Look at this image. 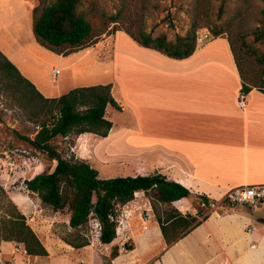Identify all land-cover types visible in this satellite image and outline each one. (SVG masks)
Instances as JSON below:
<instances>
[{
	"label": "crops",
	"instance_id": "1",
	"mask_svg": "<svg viewBox=\"0 0 264 264\" xmlns=\"http://www.w3.org/2000/svg\"><path fill=\"white\" fill-rule=\"evenodd\" d=\"M28 8L26 0H0V50L27 79L16 56ZM132 43L114 47L110 57L98 63L105 74L110 69L113 77L106 84H112L122 107L121 111L107 109L106 117L113 124L109 135L79 137L82 158L99 177L161 174L191 192L175 206L187 204L193 196L220 202L232 188L264 184V94L254 89L245 107L238 106L242 80L227 38L199 42L194 54L183 60ZM70 55L62 57L73 66L77 57ZM124 209L131 215L127 225L138 209L149 215L151 226L137 239L140 254L151 253L138 262L158 253L160 264H264V236L256 230L262 218L255 211L239 207L224 214L212 212L200 226L168 246L144 192H137ZM250 223L255 230L247 232ZM15 249L13 243H2L0 264H6ZM122 255L113 264H121Z\"/></svg>",
	"mask_w": 264,
	"mask_h": 264
},
{
	"label": "trees",
	"instance_id": "2",
	"mask_svg": "<svg viewBox=\"0 0 264 264\" xmlns=\"http://www.w3.org/2000/svg\"><path fill=\"white\" fill-rule=\"evenodd\" d=\"M208 5L209 0H196L189 31L174 42L166 35L153 36V31L146 30L144 0H121L114 13H107L96 5H86V0H40L32 10V31L41 47L61 56L94 46L102 37L123 31L139 46L176 60L194 54L200 29L210 30L214 38L227 34L225 38L229 41L242 80L241 91L248 95L256 89L264 94V71L256 72L251 65L255 54L246 50L243 42L237 45L230 28L212 27ZM222 7L223 4L220 10ZM258 14L255 21L258 26L252 34L256 43L264 45V6ZM258 61L264 67V60L258 58ZM112 89V84H100L77 87L59 97H46L0 50V95L6 98L9 108L19 109L25 120L36 128L34 138L18 136L56 162L52 171H44L27 180L26 186L44 206L54 212L70 214L71 231L62 233L61 240L76 250L90 246L89 224L95 220L100 228V242L112 244L117 239L120 209L142 191L151 202L165 243L170 246L211 215L202 218L200 212L195 216L183 215L175 208L168 210L164 217L158 213V204L173 205L189 198L191 192L187 188L158 173L101 179L88 161L68 157L54 144L60 137L77 139L83 134L106 138L113 127L106 117L107 109L122 110ZM198 198L206 208L215 202L206 196ZM3 242L22 244L26 254L32 257L49 256L38 235L27 224L25 215L0 187V250ZM124 248L133 250L128 244ZM120 250L117 245L112 247L107 264H113L120 256Z\"/></svg>",
	"mask_w": 264,
	"mask_h": 264
},
{
	"label": "rangeland",
	"instance_id": "3",
	"mask_svg": "<svg viewBox=\"0 0 264 264\" xmlns=\"http://www.w3.org/2000/svg\"><path fill=\"white\" fill-rule=\"evenodd\" d=\"M26 2L29 4L28 18H24V28L17 39V46H19L20 51L16 59L28 79L33 81L45 96L59 97L73 88L96 85V83H111L113 75L110 69L106 68L109 71L105 74L104 66L99 67L98 63L108 59L114 47H127L133 44L132 39L125 32L118 31L116 34L104 36L96 45L70 55L69 58L77 57L75 65L72 63L73 66H71V60H67V57L63 59L62 56L52 53L36 42L31 29L32 10L40 4V0H26ZM144 2L147 7L145 11L146 30L148 32L153 31V36L166 35L169 41L174 42L177 37H183L187 34L191 27L196 0H144ZM120 3L121 0H86V5H96L97 8L107 13L116 12ZM222 4L223 7L220 10ZM208 6L212 27L224 30L230 28L237 45L240 46L243 42L245 49L255 54L256 57L251 58V65L256 72L262 73L264 67L258 58L264 60V45L255 42L252 31L258 26L255 21L264 6V1L209 0ZM201 30L214 39L210 30L200 29L199 31ZM224 36L226 37L227 34ZM55 70H59L61 75H56ZM95 72L98 73L94 80L91 75ZM7 104L6 98L0 95V187L25 215L27 224L47 248L49 256L44 258L29 256L22 244L12 242L17 249L11 257L5 260V263L107 264L112 247L117 245L121 249L120 254H123L120 258L121 264H160L158 253L151 259L138 262L140 259L147 258L151 253V250L147 252L143 250L140 254L142 245L137 239L151 226L149 215L144 209H138L137 216L134 215L132 222L128 225L127 221L131 215L128 216V210L125 211L124 207L120 209L117 240L110 246L100 242V228L95 220H91L89 224L90 246L80 250L66 246L67 244L61 240L60 235L71 231L69 226L70 214L60 211L54 212L51 208L44 206L38 196L27 190L26 186L27 180L44 171H52L56 162L49 160L29 143L20 139L18 134L34 138L36 128L25 120L19 109L9 108ZM113 112V109H110L111 116L115 114ZM54 144L68 157L74 156L83 159L79 150V137L77 139L60 137ZM88 150V154L92 156V147L90 146ZM103 175L105 176V174ZM104 176L99 178L104 179ZM172 208H179L178 210L183 215L186 213L197 215L200 212V218L212 212L224 214L233 210L224 205L213 210L205 208L197 196L191 197L190 201L183 206L157 205L158 213L163 217ZM247 210L249 213H254L250 209ZM255 216L262 218L261 225L256 230L264 236V212L255 211ZM141 220H143V224ZM254 230L255 227L252 223L246 226L247 232ZM155 236L154 234L153 237L157 243ZM125 244L134 250L127 251L124 248ZM137 247L138 249L135 250ZM154 249H157V244Z\"/></svg>",
	"mask_w": 264,
	"mask_h": 264
},
{
	"label": "built area",
	"instance_id": "4",
	"mask_svg": "<svg viewBox=\"0 0 264 264\" xmlns=\"http://www.w3.org/2000/svg\"><path fill=\"white\" fill-rule=\"evenodd\" d=\"M213 38L208 33L198 31L197 43L208 42ZM60 72H56L59 75ZM247 100V94L241 91L238 98V106L244 108ZM220 205L227 206L228 208H245L252 211L264 212V184L241 186L230 189L221 200V202H211L209 209L213 210ZM203 207L205 205L203 204ZM206 208V207H205Z\"/></svg>",
	"mask_w": 264,
	"mask_h": 264
}]
</instances>
